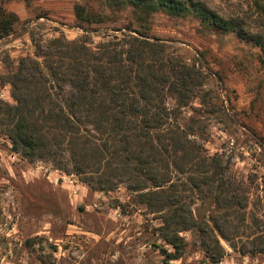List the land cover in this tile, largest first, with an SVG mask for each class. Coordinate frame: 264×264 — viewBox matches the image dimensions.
I'll return each instance as SVG.
<instances>
[{
	"label": "trees",
	"instance_id": "16d2710c",
	"mask_svg": "<svg viewBox=\"0 0 264 264\" xmlns=\"http://www.w3.org/2000/svg\"><path fill=\"white\" fill-rule=\"evenodd\" d=\"M92 1L101 2L110 14L128 11L125 20L112 21L121 22L111 28L112 35L93 45L88 36L96 31L92 26L109 18L100 8L76 4L82 37L34 41V57L19 58L15 70L5 76L13 103L0 100V132L12 151L30 163L52 161L95 191L125 183L157 215L162 246L154 247L165 263L184 253L182 232L196 234L211 264L223 257L219 239L242 255L261 253L264 241L259 236L248 242L250 248L238 246L249 238L243 215L236 223L231 216L235 213H220L241 208L234 185L224 178L221 157L204 153L172 125V116L201 86V73L150 31L156 15L196 19L203 29L234 34L263 55L264 33L251 34L242 20L225 19L198 0ZM256 8L264 17V4L256 3ZM16 22L0 7V39ZM168 98L175 99L174 109L167 107ZM181 192L189 194L191 203L196 192L200 208L192 209Z\"/></svg>",
	"mask_w": 264,
	"mask_h": 264
},
{
	"label": "rangeland",
	"instance_id": "374dc122",
	"mask_svg": "<svg viewBox=\"0 0 264 264\" xmlns=\"http://www.w3.org/2000/svg\"><path fill=\"white\" fill-rule=\"evenodd\" d=\"M198 1L225 19L242 20L251 34L264 33V17L256 8L264 0ZM76 4L100 8L109 18L92 26L96 31L88 36L93 45L121 24L113 20L128 15L110 14L92 0H0V7L17 18L13 31L0 39V100L13 103L4 78L15 70L19 58L34 57V41L82 37L84 30L74 16ZM150 34L166 41L170 51L201 73V86L172 116V125L204 153L221 157L224 178L234 185L241 208H223L220 213H235L231 216L237 220L243 215L249 236L238 246L250 248L248 242L256 236L264 241V55L252 43L231 33L207 31L191 18L156 15ZM166 105L174 109L175 99L168 98ZM181 193L192 209L200 208L196 192L192 203L189 194ZM158 222L125 183L95 191L52 161L28 162L12 151L0 132V264H211L192 232L180 234L186 243L182 256L165 263L154 247L162 246ZM219 242L223 257L216 264H264V250L242 255L223 239Z\"/></svg>",
	"mask_w": 264,
	"mask_h": 264
}]
</instances>
